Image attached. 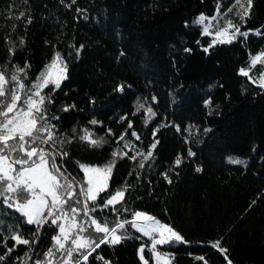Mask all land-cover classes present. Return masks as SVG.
<instances>
[{"label":"trees","instance_id":"16d2710c","mask_svg":"<svg viewBox=\"0 0 264 264\" xmlns=\"http://www.w3.org/2000/svg\"><path fill=\"white\" fill-rule=\"evenodd\" d=\"M234 5L235 0H0V71L6 69L10 77L14 68L30 65L26 74H20L27 90L59 52L68 79L54 93L51 85L41 92L54 101H46L45 107L56 137H73L74 127L81 135L88 128L93 139L103 136L107 141L96 148L75 139L58 145L68 157H57L56 163L63 164L61 171L73 185L84 183L78 163L103 166L117 148L127 150L129 156L136 150L146 154L154 142V129H159L154 159L140 169L127 157L118 158L108 191L127 187L117 210L144 211L170 224L188 241L157 246L169 255L171 264H203L198 256H204L207 264H226L225 254L210 246L216 241L227 250L232 264H264V88L259 85L264 63L251 64L255 55L264 52V0H252L244 22ZM230 6L233 12L224 15ZM21 12L24 17L16 18ZM201 15H218L215 25L231 19L249 36L217 44L206 53L203 49L212 36L194 23ZM257 29L262 35L254 34ZM118 85H125L123 92L115 91ZM21 96L23 105V92ZM137 103L152 107L156 115L150 122H145V110L135 111ZM121 116L127 119L121 121ZM92 119L106 128L90 125ZM107 128L115 135H106ZM132 131L139 135L138 141ZM123 133H128L130 149H123V142L117 144ZM189 149L196 155L188 156ZM177 156L183 161L179 167L174 164ZM229 157L245 163L232 164ZM93 216L101 223L102 217L117 219L111 207ZM119 219H131V213ZM25 220L16 209L0 203V264L34 260L45 264L58 229L48 224L37 233L36 226ZM126 228L134 239L101 245L93 257L101 255L111 264H142L138 249L144 244L143 254L153 264L150 238L137 240L138 232ZM16 234L30 244H16L12 239ZM93 257L86 264H103ZM76 259L77 254L73 262Z\"/></svg>","mask_w":264,"mask_h":264},{"label":"snow or ice","instance_id":"6c2138e0","mask_svg":"<svg viewBox=\"0 0 264 264\" xmlns=\"http://www.w3.org/2000/svg\"><path fill=\"white\" fill-rule=\"evenodd\" d=\"M72 3H75V0H72ZM234 6L238 9L236 16L239 17L240 21H246L251 11L252 0H235ZM231 12H233L232 6L228 7L224 15ZM24 15L21 12L20 16L16 18L21 19ZM218 15L210 19L201 15L194 21L195 24L204 25L203 34L212 36L208 47L203 49L206 53L217 44H231L238 38L249 36V31H241V28L231 19H227L222 25H214L212 22L218 19ZM205 20H208L207 24H205ZM31 22L29 17L28 23L31 24ZM213 28L215 31H211ZM254 34L262 35V31L257 29ZM20 43L23 44L24 41L21 39ZM184 51L191 52L192 50L185 48ZM9 53L14 55V49H9ZM77 54H79V49ZM258 62L264 63V52L255 55L251 64L255 65ZM29 67L30 65L26 63L24 68H14L10 77H6V69L0 71V203L19 211L23 217H26L25 223L27 225L36 226L37 233L48 224L58 229V235L53 237L55 251L50 248L45 253V264H52V260L49 258H54L57 253L60 256L57 264H86L89 257H93V253H96L101 245L115 246L123 241L134 239L128 233L126 225L135 232L142 234L143 237L150 238L148 251L150 257L153 253L155 254V264H171L167 255H162L157 250V246H176L177 244H187L188 241L170 224L162 223L144 211L133 212L127 207L117 210L115 205L124 201L127 187H124L123 190L116 189L112 193L108 191L112 172L118 158L127 157L131 161L137 162L140 169L145 167L146 162L154 159L153 150L159 143L155 137L159 129H154V142L146 154L136 150L132 156H129L127 150L117 148L112 152L108 163L103 166L78 163V167L84 173V183L75 186L61 171L63 164L58 165L56 163L57 157L62 159L68 157V153L58 148V145L72 143L75 139L80 142H87L89 147L96 148L103 147L107 141L103 136L93 139L94 133L88 128L82 129L81 135H76L77 129L75 127L72 129L73 137L57 138L55 125L51 123L45 107L46 101L49 104L54 103V101L51 99V95L45 96L41 92L49 85L52 86V93L61 88L63 81L68 79L67 64L59 52L55 53L51 63L39 74L37 82L30 89L25 90L20 74H26V69ZM240 73L253 84L257 83L248 71L241 69ZM9 84L12 85L11 88H8ZM259 85L264 88V76L260 77ZM124 88L125 85H118L115 91L123 92ZM21 92L24 93L23 105L20 104ZM152 100L155 102L156 98L152 97ZM206 103H210V101H206ZM74 107L75 105L65 107L62 111L67 112ZM142 109L148 114L145 122H150L156 113L151 106L146 107L144 103H137L135 111L140 112ZM51 119L58 121L59 117L52 116ZM120 119L123 121L127 117L121 116ZM89 124L101 125L106 128L103 122L95 119L90 120ZM174 127L177 132L180 131L179 126L174 125ZM128 128H132L130 121ZM127 134L123 133L116 138L117 144L123 142V149L131 148L129 142L125 140ZM106 135L114 136L115 134L110 128H107ZM131 135L137 141L140 139L135 131H132ZM195 155L190 149L188 150V156ZM228 160L232 164L245 163L241 159L231 157ZM182 162L179 156L174 160L177 167ZM17 166H19L18 169ZM196 171H201V169L197 168ZM162 175L167 179V173ZM168 182L171 183V180L169 179ZM90 204L91 207H89ZM109 207L117 216L115 221H109L102 217L103 223H101L93 216L96 211L103 212ZM81 212L83 218L78 220L77 217L81 215ZM129 212L131 219H119L120 215ZM110 223L113 225L112 227H109ZM85 233L88 235L86 236ZM93 236L95 238H91ZM12 239L16 244H30L29 239H23L19 234L14 235ZM135 239L140 240L141 237L136 236ZM69 241L70 245L66 247ZM31 243H35V241ZM210 246L225 254L226 264H232V261L227 259V250L220 246V241H216ZM7 251L11 252L12 249H7ZM144 251L145 246L142 244L138 249L139 259L143 264H149V260L145 259L143 255ZM73 253L77 254V259L74 262L72 260ZM196 259L207 264L204 256H198ZM95 260H101L103 264H111L101 255L94 256L93 261ZM32 264H41V261L34 260Z\"/></svg>","mask_w":264,"mask_h":264},{"label":"rangeland","instance_id":"374dc122","mask_svg":"<svg viewBox=\"0 0 264 264\" xmlns=\"http://www.w3.org/2000/svg\"><path fill=\"white\" fill-rule=\"evenodd\" d=\"M206 18H212V17H206ZM208 23V20H205V24H207ZM214 25H215V21H213L212 22ZM202 27L204 28V25H202ZM211 30H214L215 31V29L213 28V29H211ZM45 70V69H44ZM43 70V71H44ZM36 82H37V80H36ZM35 82V83H36ZM84 165H90V166H98V165H92V164H86V163H83ZM83 172V171H82ZM82 199V198H81ZM67 207V206H66ZM19 212V211H18ZM83 218V213L81 212V215L79 216V217H77V219L78 220H80V219H82ZM25 219H26V217H25ZM163 223V222H162ZM139 235L138 236H140L141 238H148V237H143L142 236V234H140V233H138ZM58 235V234H57ZM85 235H86V233H85ZM87 236V235H86ZM54 243H55V241H54ZM70 245V241H69V244L68 245H66V247L67 246H69ZM144 245V244H143ZM142 246V244L139 246V248ZM157 250L159 251V252H161V254L162 255H167V257H168V259H169V255L167 254V253H164V252H162V251H160L158 248H157ZM75 254L76 253H73V256H75ZM139 254V253H138ZM144 255V254H143ZM73 256H72V258H73ZM145 257V256H144ZM49 259H51L52 260V264H57V260L58 259H60V256H59V253H57L56 254V256L54 257V258H49ZM145 259H147L146 257H145ZM152 262H153V264H155V254L153 253L152 254ZM142 264H143V262H142Z\"/></svg>","mask_w":264,"mask_h":264}]
</instances>
